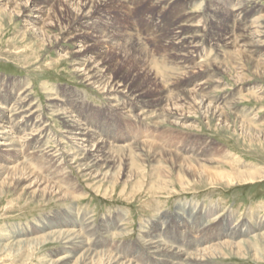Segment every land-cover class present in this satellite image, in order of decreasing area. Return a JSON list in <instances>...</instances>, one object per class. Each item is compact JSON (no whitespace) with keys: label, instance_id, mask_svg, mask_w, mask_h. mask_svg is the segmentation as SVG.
Returning a JSON list of instances; mask_svg holds the SVG:
<instances>
[{"label":"bare ground","instance_id":"obj_1","mask_svg":"<svg viewBox=\"0 0 264 264\" xmlns=\"http://www.w3.org/2000/svg\"><path fill=\"white\" fill-rule=\"evenodd\" d=\"M133 1L135 3L148 1L151 5L158 4L161 6L164 5L166 0ZM209 1L212 2L204 9L203 13L201 12L202 14L189 20L180 19L179 24L175 25L178 29L173 32L169 31L167 24L165 26V23H162L160 14L155 16L154 25L156 28L160 27V33H162L159 40L160 43L157 42V45L160 44V47L165 44L167 49L176 50L177 52H172L177 54V58L166 56L172 52H164L159 57L154 56L151 54V51H147V48L138 46L141 45L138 42L139 40H136L134 43L138 42L137 45L132 47L128 44V42L131 43L130 38L126 39L127 41L124 39L125 43L123 44L118 37L116 38L111 33L109 34V29L106 30L107 27H105L106 25L103 22H101L102 32L107 33L106 36H101L102 32L100 30L92 28L91 25L94 23V20L97 21L99 18V12L102 10V7L104 8L107 4L111 5L112 0H63L64 5L57 4L56 0H0V18L4 16L15 18L17 16L21 20V23H23L24 30L22 37L32 35L38 41L36 47L38 49L40 47L42 52L45 50L49 51L52 48L58 50L62 47V43H72L75 51L61 54L59 57L60 61L69 59L71 69L80 81L91 87V89H94L101 96H104L112 111L115 112L116 110L121 114L137 113L140 111L139 115H141V118L147 112L150 114L149 117L156 116L158 121L155 124H161L160 127L163 128V125L166 123L175 129L176 127H180L184 128V131L187 129L191 132L195 130L200 132L201 125H203L207 129H213L222 133L229 132L238 136L244 135L248 138L249 144L252 145L253 141L258 139L251 137L248 133H254L256 136L264 139L262 131L260 132V129H256L261 127L263 123L258 122L255 116L249 117L250 112L234 113L233 110L237 105H240L241 101L248 98H253L259 103L264 101L263 86L259 88L258 86H244V88H250V94L238 97V92L237 94L233 93L234 97L230 96L227 98L229 100L223 99L221 95L219 97L216 95L222 91V83L226 79L233 80L234 84L239 86L253 82L255 79L264 81V12L260 13V11L264 10V7H253L258 9L252 11V6L250 7L249 4L254 0ZM213 6H215V10L212 9ZM56 7H61V11L66 9L70 20L67 28L58 30L57 34L51 35L52 32H55L60 27V19L57 15ZM220 10H226V13H221ZM230 10L231 15L229 13ZM178 14L176 13L175 15ZM199 23H204L210 27L212 37L209 42L211 47L214 48V46L216 47L219 44L228 49L229 52L225 54L229 56L228 60L221 62L216 67L213 65L212 67L208 65H203V68L200 67L201 70L207 69L212 70V72L211 74L206 73L205 75L208 78L206 80L201 79V83L192 89L185 88V90L181 88L182 83L190 80L187 77L188 75H185L183 71L184 74L179 75L180 80L172 83L179 86L174 87V91L177 90V92L171 91V94L167 92L165 95L162 91H158L157 94L150 93L152 92V86L153 88L158 87L159 84H165V81L171 80L170 77L161 78L160 75H157L150 67L152 64L158 68L160 67L159 69H163L168 74H172L171 72L182 70V61L185 63L188 56L195 58L197 54L194 51L198 44V35L200 34L198 33L200 31ZM185 29L188 35L184 33ZM89 30L100 34V36L93 37L92 35L90 37L91 41L86 39V36L91 34ZM94 41L96 45H91L90 42ZM111 48L115 49L110 50ZM109 50L116 54L120 63L127 62L133 68H136L135 75L129 81L124 79L126 72L120 75L115 73L117 65L114 69L113 64L105 59ZM220 53L219 55H221ZM219 55L217 54L218 57ZM206 56L204 55V57ZM178 60H180L179 63H177ZM188 60L190 59L188 58ZM205 63L207 64V62ZM170 68L173 70L171 71ZM157 73L159 72L157 71ZM183 75L184 77H182ZM135 77L139 80L135 79ZM14 86L15 83L11 88L6 87V85H0V198L7 191L12 189L16 191L21 188V192L13 202L22 200V197L25 195L28 196L27 200L74 202V200L79 199L83 195V191L80 188V184L72 178V169L77 170L83 177H87L90 180L96 179L100 181L101 179H108L112 184V188H115L118 183L127 185L128 182L133 181L139 174L136 171L138 167L135 170L134 166L141 160L145 161L144 159L147 157H151L153 161L163 166L162 171L158 166V171H156L155 189L160 190V192L168 190L170 184L174 183L186 188L194 184L216 186L224 182H228V184L233 182V184L236 182L250 184L255 183V181L260 180L264 176L263 174L260 176L261 174L244 173L243 170L233 168L230 166V158L227 156L219 157L218 160L210 158L212 145H208L207 142L202 141L201 137L193 142L195 146L187 148L183 145L184 148L179 147L178 150L167 147L171 145V143L168 144V140L163 141V146H159L160 143L157 146L155 143L156 146L154 147V144L149 143V141L136 142L133 138L124 139V141L115 140L113 143H108L104 139H100V137H105L110 140L106 130L104 131L103 127V132H100V128L102 129V127L92 119V115L94 114L102 115L99 110L90 106L89 110L94 109V114L91 113V117H84L81 115V110L83 111L81 104L73 102L72 97L69 101L70 104H67L66 97H58L56 94L48 91V95L45 93L48 98L47 105H43L40 101H37L38 99L33 97L30 83L24 84L21 82L19 89ZM225 86L229 87L228 84H225ZM165 90L163 91L165 92ZM132 115V118H138L136 115ZM193 117H198V120H193ZM139 120L142 122L141 119H137V124ZM249 120L257 125V127L247 124ZM186 121H189V124L186 125ZM55 123L60 128L55 126ZM253 127L256 128L254 129ZM46 138H50V141L46 140ZM139 138L142 139L144 137ZM189 139L191 141V138ZM51 141L56 143L60 149L57 148V151L53 152L54 149L52 148L54 147H50ZM20 143H22V148H24V152L21 150L23 153L17 152L16 149ZM66 145H68L67 150L65 149ZM31 149L33 152L30 151ZM29 151L31 153H35V151L42 153V162L39 164L47 161L52 167H55V170H52V172L54 171L52 174H46L51 177L50 180L53 179L55 182H51L46 178L47 176L41 175L42 168H38L36 164L31 163L32 158H34H31V156L34 154L31 155ZM12 152L17 155L16 159L20 157L22 159L26 158L29 163H22L20 161V164L9 165L6 162L7 156H12L13 154H10ZM27 156H30L31 159ZM2 158H5V161ZM66 163H68L67 167H65ZM223 164L230 170H227L226 174L224 172L213 173L208 170L209 166L221 167ZM144 165L142 164V166ZM118 166L119 168L123 166L122 170L114 173L115 168L117 167L118 169ZM47 167L49 168L50 166ZM66 169H70L71 171L69 170V172ZM154 172L153 175L155 174ZM214 206L207 207L206 214L203 211L206 210L205 207H202V210L199 205L190 206L188 202L187 205L185 204L183 207L175 210V215L178 216V219L175 221L178 223V226H185L196 221L200 236L210 226L207 219L216 215L213 220H217L221 215V206L216 205V209ZM90 216L92 215L90 214ZM119 216L115 219L116 222L120 221ZM70 218L72 219L73 217L71 215H58L52 221L43 223L41 227H36L34 232H31L38 236L36 238L32 236L30 239H21L23 237L22 233L17 231L13 242L8 243L10 242V237L8 239H1L0 254L7 253L9 257H12L19 253L37 250L45 244L61 243L65 247L63 251L59 252L61 253L60 256L57 257L59 254L57 252L53 253L52 256H49L52 258L45 257L46 259L43 260L44 264H148V262L144 261L142 255H138L137 260L134 261L119 249L122 244L119 239L125 237L124 229L128 228L122 229L121 222L120 224L115 222L111 224L114 230H109L107 225L103 224L101 231L104 234L110 235L109 241L104 242L103 245L111 249H119L122 256L101 249L103 247L102 244L94 241L96 236L95 225L92 224L94 220L85 225L80 223V221H74ZM165 221L162 223V226L167 224ZM235 223L233 226L230 224L226 225L225 228L216 231L209 239L201 241L198 245L194 243H182L174 236V233L173 235L165 233V229H159V235L157 233L152 234L151 231L148 232L147 239L139 243L145 251L148 250L147 255H152L156 261L164 264H212L215 263L214 260L230 257L252 259L257 263H263L264 223H255L257 224L256 228L248 222ZM184 230L187 232V228ZM164 234L167 236L165 235L166 237L162 238L161 235ZM252 236L253 238H251ZM114 238H117V241ZM109 242L113 244H109ZM201 245L203 247L194 249ZM133 248L135 247L133 246ZM42 259L39 261H42Z\"/></svg>","mask_w":264,"mask_h":264},{"label":"rangeland","instance_id":"obj_2","mask_svg":"<svg viewBox=\"0 0 264 264\" xmlns=\"http://www.w3.org/2000/svg\"><path fill=\"white\" fill-rule=\"evenodd\" d=\"M169 1L166 0L164 2V5L159 6L158 4L151 5L148 1H146L147 3L142 1H141L142 3L140 1L139 3H135L133 0H128V1L112 0L111 5L107 4L106 6H104V8L102 7V10H100L99 12L100 13L99 18L97 19V21L96 20L93 21L94 23L91 25V27L97 28L102 32L101 22H103L106 25L105 27H107L106 30L109 29V34L111 33L116 38L118 37V39H120L123 44L125 43L124 39L126 40L130 38L131 43L128 42V44H130L131 47L137 45V43L139 42L141 43V45L138 46L143 47L145 49L147 48V51H151V54L159 57V55L164 54V52H172L176 50L167 49L165 44L160 47H159L160 44L157 45L158 43H160L159 40L161 39L162 33H160V27L156 28L154 25V20L156 19L155 16L160 14L159 16L161 17L162 23L163 24L165 23V26L167 24L169 31L173 32L178 29V27L175 25L179 24L180 19L189 20L192 19L193 17H196L197 15L202 14L204 9L212 2L209 0H177V1L169 0ZM56 2H58L57 4L64 5L63 0H56ZM253 2L249 4L250 7L252 6L251 7L252 11L258 9L253 7H257V6L264 7V0H259V2L258 0L256 1L254 0ZM201 3L203 4V6ZM173 8L174 10H172ZM177 9L180 11V13ZM212 9L215 10V6H213ZM168 10L171 11L169 12ZM56 12L60 19V27L57 28L55 32H52L51 35L57 34L58 30L67 28L70 20L66 9H64V11L63 10L61 11V7L60 8L56 7ZM220 12L225 14L226 10H220ZM263 12L264 10L260 11V13ZM176 13L179 14L175 15ZM229 13L231 15V10ZM198 25L200 27V31L198 33L200 34L198 35V44L194 52L196 54L200 53L199 55H201L204 54L203 48H206V55H208L209 57L204 62H201L203 60L188 56L190 60H188L187 58L186 62L184 61L185 63H183L182 61V67L184 69L182 68V70H180L179 72L178 71L171 72L172 74H168L166 71H163V69H159L160 67L158 68L157 66L152 64L153 66L151 65L150 67L157 75H160L161 78L170 77L171 80L165 81V84L164 83L159 84L158 87L153 88L152 86L151 87L152 92L150 93L157 94L158 91H162L165 95L167 92H169V94H171V91L177 92V90L176 91L174 90L176 87L179 86L172 83L180 80L179 75L182 74L183 71L185 75H188L187 77L190 78L189 83H187L186 85H189L188 88L192 89L194 88L196 83L197 84L201 83L200 82L201 79L206 80L208 78V76L205 75L206 73L211 74L212 72V70H207V69L201 70L200 67L203 68L205 65H208L210 67H212L213 65L216 67L218 64H221V62L228 60L229 56L225 55L227 52H229L227 48H224L219 44H217L216 47L214 46V48L211 47V44L209 42L210 38L212 37V33L210 32L211 30L210 27L206 26L204 23H199ZM186 29L184 30L185 31L184 33L188 35ZM23 30H24L23 23H21V20L17 18V16L15 18H11L9 16H4L0 18V85L3 86L6 85V87L11 88L12 85L15 83L14 87L19 89L21 82L24 84L28 82L32 87L31 91L33 97L35 99H38L37 101H40L43 105H47L48 98L46 96L48 95V91H51L52 93L56 94L58 97L60 96L66 97L65 99L67 104H70L69 101L71 100L72 97L73 102L81 104L83 108V111L81 110V115L84 117H91L90 114L91 113L94 114V109L89 110L90 106L99 110V112H101L102 115L94 114L92 115V119L95 120L97 123H99L100 126L102 127V129L100 128V132H103V127H104V131L106 130L110 140L105 137H100V139H104V141H107L108 143L110 142L113 143L115 142V140L124 141V139L133 138L136 142L149 141V143L154 144L153 145L154 147L156 146V144L158 146L159 143H160L159 146H163L164 144L163 141L168 140L169 141L168 144L171 143V145H168L167 147L169 148L172 147V149L178 150L179 147L184 148V146H186L187 148H190L195 146L193 142L195 140L200 139L201 137L202 141L207 142L208 145H212L210 150V158L218 160L219 157L227 156L230 158L229 163L231 164L230 166H232L233 168L239 169L241 171L243 170L244 173L248 172L253 174H261L260 176H262V174L264 175V139H262L261 137L256 136L254 133H248L251 137L258 139V140H254L253 144L250 145L248 138H246L244 135L238 136L229 132L222 133L215 131L213 129H207L203 125H201L203 129L201 128L200 132L195 130L194 132L196 133H194L187 129H185L184 131V128H180V127H176L175 129L173 126L166 123L163 125L164 128L160 127L161 124H155V122L158 121L157 117L156 116L149 117L150 114L147 112L142 115V118L141 115H139L140 111H138L137 113L133 112L130 114H123V113L121 114L116 110L114 112L110 108L111 106L107 103V100L104 99L105 98L104 96H101L94 89H91V87L80 81V79L72 71L71 63H69V59L60 61L59 57L61 54L75 51V47L72 43H62L61 44L62 47L58 50L52 48L49 51L45 50L42 52L40 47L39 49L36 47L38 41L37 39L33 38L32 35L27 37H22ZM89 32L91 34L86 36V39L90 41L92 40L90 38L92 37V35L93 37L100 36V34L95 33L92 30H89ZM106 34L107 33L102 32L101 36H106ZM136 40L139 41L137 43H134ZM90 44L96 45L95 41L90 42ZM200 44L202 45L200 46ZM112 49L115 48H111L110 50ZM110 50L107 52L105 59L113 64L114 69L117 65L115 73L120 75L126 72L125 73L126 77L124 79L126 81H129V79L133 78V75H135L136 68H133V66H131L127 62L120 63V60L117 59L118 57L116 56V54ZM209 50H211L210 52H212V54L210 55H209L210 53ZM219 53L223 55L221 56L219 55ZM148 54L150 55L149 52ZM217 54L219 55V57L217 56ZM166 56L167 57L172 56L174 58H177V54L173 52L168 53ZM214 58H217L219 60L217 61V59ZM191 60L194 62H192ZM159 61H161V59H159ZM179 61L180 60H178L177 63H179ZM205 62H207V64ZM172 70L173 69H171V71ZM157 71L159 73H157ZM137 77H135V79ZM182 77H184V75ZM251 77L254 78L253 76ZM138 78L137 80H139ZM225 84L226 85L228 84L229 87H226ZM244 86H248V87L258 86V88L263 86L262 88H264V81H259L255 79L253 82H250L243 86H239L237 84H234L233 80L231 81V79H226L224 80V83H222V89H221L222 91L216 96L219 97L221 95L223 99L226 100L230 96L234 97V94H237V92H238V97L243 96L244 94L245 95L250 94V88L248 87L244 88ZM163 90H165V92ZM233 112L234 113L250 112L249 117L255 116V119H257L258 122H262L263 124L262 126L260 125L261 127L258 128H256L257 125L250 122V120L247 124L256 126L253 128L254 129L256 128L258 130L260 129L259 131L260 132L262 131L261 133L264 134V101H261L259 103L253 98L252 99L248 98L246 100L241 101L240 105H237V107H235ZM132 114L136 115L138 118L136 117L132 118L133 117ZM176 118H178V116H176ZM137 119H141L142 122H140L139 120L137 124ZM193 120L197 121L198 117H193ZM185 124L186 125L189 124V121H186ZM57 125L58 124L55 123V126ZM154 125L156 126L154 127ZM139 137H144V138L140 139ZM189 138H191V141ZM46 140L50 141V138H46ZM50 145H51L50 147H54L52 148L54 149L53 152L57 151V148L60 149V147L59 146L57 147L56 143L52 141L50 142ZM18 147L19 146H17L16 149H18ZM65 147H66L65 149L67 150L68 145H66ZM30 151L33 152L32 149ZM45 152H47V150H45ZM10 154H13V152ZM31 155H32L31 158L32 157L35 158V159L32 158L31 163L36 164L37 165L36 167L38 168H42V172H41L42 174L40 173L42 176L44 175L47 176L46 174H50V173L52 174L54 172V171L52 172V170H55L54 169L55 167L54 166L52 167V165L47 163V161L43 162V164H39L40 162H42L41 159L42 153L35 151V153H31ZM16 157L17 155L15 154H13L12 156L8 155L6 162L9 163V165L11 166L18 164L20 161L22 163L28 162L26 158L22 159L20 157L21 159L20 158L16 159ZM27 157L31 159L30 156ZM5 158H2V160L4 159L5 161ZM144 160L145 161L141 160L137 162V164L134 166L135 170L138 167L136 171H138L139 174H141L140 176L138 174V176L134 178L133 181L128 182L127 185L123 183H118L119 185L117 184L115 188H112V184L108 181V179H104V180L101 179L100 181L96 179L93 180L91 179L92 180L91 181L89 178L83 177L77 170L72 169L73 170L72 172L70 169H66L67 171L69 170L71 171L72 178L80 184V188L83 191V195L79 199L74 200V202L41 201L38 199L27 200L28 197L27 195L22 197L23 198L22 200L13 202L21 192L20 191L21 188L17 189L16 191H14V189L7 191L5 195L0 198V240L8 239L10 237V242L8 243L13 242L15 240L14 238L16 236L15 234L17 231L22 233L23 237H21V239L23 238L30 239L32 236H34L33 238H36L38 236L31 233L34 232V229L36 227H41L43 223L52 221L58 215L59 216L71 215L74 221H80V223L85 225H87L89 222H92L91 220L96 221V222L94 221L92 222V224L95 225V234H96V236L94 235L95 236L94 241L99 244H102L103 247L101 249H104L105 251H109L112 254L114 253L119 254L121 256L122 253L120 250H122L123 253L127 254L129 258H132L134 261L137 260L138 255H142L144 261L146 263L148 262V264H156V263L164 264V263H160L159 261H156L152 255H147L146 253L148 252V250L145 251V249L141 247L139 242L145 241L147 239V233L150 231L152 234L157 233L159 235L160 234L159 229L160 230L165 229L164 231L165 233L171 235H173L174 233V236L177 237V232L179 231V229L184 230L186 228H187V232L191 234L193 240L196 238L195 236L199 237V239L196 240V242H193L195 245H198L201 241L205 240L203 238V235L199 236L200 232L198 230L196 221H193L191 224H187L185 226H178L177 222L175 221L178 219L177 218L178 216L175 215V210L179 207H183L185 204L187 205L188 202L190 206L199 205L201 208L205 207L206 210H203V208L202 210L206 213L208 210L207 207L209 206L215 205L214 206L215 209H216V205L221 206L222 208L220 209L221 215L217 220H213L214 223L213 221L210 222V226H214V227H210V226L207 227L208 233H211L212 231L216 232L218 230H222L223 228L221 226H224V224L225 225L230 224L233 226L236 224L235 222L237 223L248 222L251 223L255 228L257 225L255 223L258 224L264 223V176H262L261 178L262 180L258 179L257 181H255V183H250V184L247 183L242 184L239 182L238 183L236 182L237 184L236 183L233 184L234 182L228 184V182H224L216 186L207 185V184H194L189 186V188H186L174 183L175 185L170 184L168 190L160 192V190L155 189L156 171H158V167L162 171L163 166L157 164L155 161H153L151 157L149 158L147 157ZM146 160L150 161L151 164ZM142 164L144 166H142ZM47 166H50L52 168L49 169L50 167L48 168ZM67 166L68 163H66L65 167ZM122 168L123 166L121 168H119L118 166V169L116 167L114 173L115 172L118 173L119 171L122 170ZM139 168L141 169L139 170ZM208 170L212 171L213 173L224 172L225 174L227 173V170L230 171L227 168V166H225L224 164L221 167L209 166ZM153 172L155 173L154 175ZM46 178L51 182H55L53 179L50 180L51 177L49 175ZM85 178L87 181L85 180ZM112 189H114V191H112ZM90 214L92 216H90ZM117 214L120 215L119 216L120 221L116 222L115 219L118 218ZM164 221L167 224L165 226H162V223ZM113 222L117 224L118 223L120 224L121 222L122 229L128 227L124 229V234H126L125 237L119 239V241H121L120 243H122L121 246L119 247L120 250L111 249L108 246L103 245L104 242L109 241L110 235L102 233L101 231L102 225L105 224L107 225L109 230H114L111 225L113 224ZM165 235L166 234L161 235L162 238H165L167 236ZM211 235L212 234L208 235L207 238L209 239ZM253 236L251 238H253ZM114 239L116 240L117 238ZM181 239L184 241L187 240L188 238H181ZM124 243L127 245H125ZM109 244H113V243L109 242ZM132 245L135 248H133ZM64 247L65 246H63L61 243H49L39 247L37 250L31 252L27 251L28 253L27 252L19 253L12 257H9L7 253L5 254L3 253L0 254L1 255L0 264H44L45 263L43 262L44 259H46L47 257L49 259L52 258L49 256H52L53 253L56 252L59 253L63 251ZM201 247H203V245L195 247L194 249H199ZM127 248H129L128 251ZM60 254L61 253H59L57 257L60 256ZM39 257L43 258L42 261H39L41 260V258L39 259ZM253 261L254 260L252 259H239L235 257H230L225 259L220 258L214 260L215 263L212 264H264V262L257 263Z\"/></svg>","mask_w":264,"mask_h":264}]
</instances>
